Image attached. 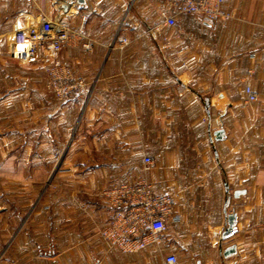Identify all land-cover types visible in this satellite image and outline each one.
I'll list each match as a JSON object with an SVG mask.
<instances>
[{
  "label": "crops",
  "instance_id": "0c3cea01",
  "mask_svg": "<svg viewBox=\"0 0 264 264\" xmlns=\"http://www.w3.org/2000/svg\"><path fill=\"white\" fill-rule=\"evenodd\" d=\"M224 6L234 18L181 14L156 34L161 0H0V264H264V0ZM57 15L76 30L54 57L88 82L80 101L12 53ZM247 80L260 92L248 105ZM141 178L177 195L180 220L160 246L111 248L104 191Z\"/></svg>",
  "mask_w": 264,
  "mask_h": 264
},
{
  "label": "built area",
  "instance_id": "2783aa9c",
  "mask_svg": "<svg viewBox=\"0 0 264 264\" xmlns=\"http://www.w3.org/2000/svg\"><path fill=\"white\" fill-rule=\"evenodd\" d=\"M161 20L152 27L153 33H161L165 28L177 25L181 14L199 15L207 22L230 20L234 13L225 8L227 0H161ZM87 15L82 16L84 21ZM76 34L72 23L62 15L53 18H42L41 22L16 34L13 55L28 63L44 62V71L48 76V87L53 95L61 101H80L87 94L88 82L74 74L73 69L65 62L54 57L55 52L67 44ZM129 40L124 38V45ZM90 47V43L84 44ZM264 58V48L262 50ZM53 57V58H52ZM183 61L178 68L185 67ZM254 70L248 69L251 76ZM245 104L259 100L260 92L256 91L250 80L245 85ZM145 168L154 164L155 158L144 156ZM108 202L115 208L114 214L102 229V237L111 248L124 252H138L149 245L160 246L163 235L170 222H178L175 205L177 195L171 192H158L147 178L132 183H119L104 191ZM164 264H181L175 252L164 256Z\"/></svg>",
  "mask_w": 264,
  "mask_h": 264
},
{
  "label": "water",
  "instance_id": "95a60500",
  "mask_svg": "<svg viewBox=\"0 0 264 264\" xmlns=\"http://www.w3.org/2000/svg\"><path fill=\"white\" fill-rule=\"evenodd\" d=\"M82 2V1H81ZM63 8L65 11H68V6L67 5H63ZM224 128H221V129H218L215 131V136H216V139L217 140H220V139H223L224 138ZM241 193H244V191L242 190H238L235 192V196H238L239 194ZM230 200L227 199L226 200V206L229 204ZM236 213H229L227 214V223H228V226L227 228L225 229V232H224V237H229L231 236L235 231H236ZM235 251V247H230L228 250H227V253L228 252H233Z\"/></svg>",
  "mask_w": 264,
  "mask_h": 264
}]
</instances>
